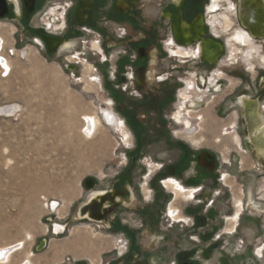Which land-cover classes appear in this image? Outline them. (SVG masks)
<instances>
[{"label":"rangeland","instance_id":"rangeland-1","mask_svg":"<svg viewBox=\"0 0 264 264\" xmlns=\"http://www.w3.org/2000/svg\"><path fill=\"white\" fill-rule=\"evenodd\" d=\"M145 1L146 7L131 24L121 22L120 48H103L105 57L95 51L97 37L85 36L84 40L88 43L84 42L81 48L80 40H73L75 46L65 53H48L43 44L39 40L36 42L31 34L27 35L21 26L9 20L0 21L4 46L0 48V54L7 57L8 64V68L0 64V104L17 103L22 106V111L16 117L0 118V247L20 242L22 245L6 264H24L26 261L29 264H55L67 262L68 258H89L94 262L98 259L99 263L103 261L107 264L118 249L125 252L128 234L124 226H133L141 232L138 242L143 248H150L159 242L160 237L155 229L149 226L141 228L142 218L133 207L148 204L144 198L148 199L150 195L144 188L151 192L154 190L150 182L163 177L161 175L173 165L179 152L170 149L163 137L152 139L147 136V142L139 148L140 155L133 160L135 138L125 121V112L134 107L143 122L158 123L152 112L146 110L159 106L163 100L156 96L151 101L153 106L149 105L151 107L142 103L145 93L155 95L162 86L174 94L172 103L163 112L165 134L171 138H183L190 146L201 151L217 152L224 160H228L232 154L233 167L221 163L220 167L222 173L232 176L227 179L235 182L239 168L236 166L237 157L233 155L236 152L244 155L243 149L248 150L240 145L246 128L241 121L243 114L238 107L239 100L250 96L254 100L260 99L264 105V62L261 57L264 55V38L253 39L249 44L237 42L235 34L240 27L249 28L237 22L239 0H217L221 6L217 12L205 17V23L208 25L207 37L225 46L220 62L210 66L192 54L186 58L171 57L167 46L174 39L173 25L161 18V12L168 8L170 0ZM212 2L195 0L194 7L198 6L202 12ZM226 16L231 18L228 26L225 25ZM124 28H127L128 35H124ZM131 39L135 40L136 47L128 43ZM198 46V42L190 46L180 42L174 48L197 51ZM142 48L150 50L149 55H155L154 66L147 65ZM233 49L237 52H232ZM68 65H75L76 69L67 70ZM149 71L153 74L152 84H142L145 81L143 75ZM99 78L103 81V87ZM136 80L142 84L140 88L135 84ZM204 80L206 86L202 85ZM188 82L194 85L191 90L194 93L190 95L195 103L188 100L184 104L181 92L186 90ZM114 89L120 91L118 96ZM104 108L112 109L120 117L126 132L116 127L121 133L118 134L103 121L91 138H85L82 135L84 116L99 118ZM180 110L184 119L178 116ZM208 114L213 115L216 135L202 138L199 135L209 124ZM187 118L193 124V130H188L190 122ZM191 160H186L176 178L186 187L201 188L208 181L200 184L192 181L194 168L190 165ZM243 162L248 163L245 164L248 175L238 179L237 187L240 189L241 184H245L249 195L256 190L262 201L253 206H262L264 210V162L260 163L257 158L255 164L248 161V157L243 158ZM150 173L153 175L147 185L146 177ZM160 179L162 182L165 180ZM228 180L225 182L229 183ZM90 181L94 184V190L113 188L122 192L131 187L137 200L127 191L125 196L121 194L122 205L108 214L109 221L119 216L121 228L108 229L109 222L81 219V209L90 200L92 189L87 186ZM183 199V203H179L181 199H178V204L172 200L168 206L178 207L185 219L183 222L170 220L167 232L169 248L171 242L179 238L188 252H192L196 245L200 246L196 253L200 254L202 264H220L217 251L210 250L208 254L202 251L208 248L209 242L195 243L190 239H197L199 232H208L209 226L201 215L198 216L204 222L193 226L194 219L189 216L187 208L202 211L195 205L196 199ZM52 203L58 204L56 210H51ZM94 205V212L101 211L100 205ZM221 207L224 209L223 204ZM248 212L259 213L251 208ZM262 219L264 221V214ZM56 223L64 226L60 234L53 231ZM247 227L254 228L245 223L237 229L238 233L227 236L231 264H264V259L253 255L261 244L251 243L249 249L244 251L240 248L239 242L243 236L253 234ZM42 238L47 239L48 246L44 251L36 252L35 246ZM120 238L124 241L122 247L116 243L122 240ZM84 243L89 249L81 255Z\"/></svg>","mask_w":264,"mask_h":264},{"label":"flooded vegetation","instance_id":"flooded-vegetation-1","mask_svg":"<svg viewBox=\"0 0 264 264\" xmlns=\"http://www.w3.org/2000/svg\"><path fill=\"white\" fill-rule=\"evenodd\" d=\"M216 2L217 0H213L212 5L207 6L204 11L200 12L198 6L194 7L195 0L169 1L168 8L161 12V18L173 25L172 31L174 39H172L171 43L167 46L171 51V57L186 58L189 54H192V56L199 57L200 60L210 66L220 62V59L225 53V46L217 40L207 37L208 25L205 23V17L210 13L217 12L218 7L221 6ZM189 3L192 5L189 6ZM215 3L217 4L216 7H214ZM239 3L240 14H238L239 17L237 18V22L240 21L244 26L249 27L245 29L241 26L239 29L243 34H247L249 37V42L246 44H249L253 39L264 38V0H239ZM0 4L2 5H0V21L9 20L18 27L21 26L27 35L31 34L34 36L36 42L39 40L48 53H57L59 51L60 53H65L68 49L75 46L73 40H80L79 48H81L84 42L88 43L87 40H84V37L89 36L98 38L94 45L95 51H97L99 56L102 53L104 57L105 54H103V48H120L121 22L131 24V22L136 19L137 14L142 11V8L146 7L145 0H0ZM253 12L255 13L254 15ZM230 22L231 18L226 16L225 25L228 26ZM123 31L124 35H128L127 28H124ZM180 42L183 45L189 46L194 42H198L199 46L197 51L188 49H182V51L175 50L174 46L178 45ZM128 43L131 46L136 47L134 39L129 40ZM2 44L3 39L2 43H0V48H4ZM202 48L203 50L204 48H213V57L215 60L210 61L205 58L203 53H201ZM141 50L142 53H145L146 55L145 58L147 65L154 66L155 55H149L148 53H151L150 50L144 48ZM261 57H263L264 62V55ZM70 66L72 67L71 70L76 69L75 65ZM143 77L145 81L142 84H152L153 74L151 71L147 74L145 73ZM99 82L102 83L100 84L103 87L102 79L99 78ZM190 83L191 82H188L186 90L181 92L184 104L187 103L188 100H193L191 95L194 91L191 90H193L194 87H188V84ZM135 84L138 88L142 85L139 84L137 80L135 81ZM202 85L206 86L205 80ZM216 85L217 82L215 86ZM198 86L199 85H197V87ZM198 89H200V86ZM167 90L165 86H162L155 95L151 92L145 93V101L142 103H147V106L142 105L144 107H148L149 105L153 106L151 101L155 99L156 96L163 100L161 104H158L159 106L155 105L152 109L146 110L147 112H152L158 123L152 121L146 123L143 122L140 119L138 110L134 107H130V110L125 112V121L133 131L135 138L134 143L136 148L133 151L134 153L132 152V155H134L132 157L133 160H136V156L138 157L140 155L139 148L147 142L145 141L147 136H150L152 139L163 137L165 143L170 149H176L179 152L173 165L168 167L166 172L161 175L163 177H158L155 180L152 179L150 182L151 185L154 186V190L151 192L148 188H144L150 195L148 199H146V197L144 198L148 204L143 206L135 205L133 207L142 218L143 224L141 225V228L149 226L151 229H155V232L159 234L158 236L160 237V240L156 245L154 244L150 248H143L138 242L141 232H138V229L133 226H124V230L128 234V241H126L125 244L127 245L125 247V252L120 251L116 247V250H118H115V257L107 264H202L199 259L200 254L196 253L200 247L199 245L194 247L192 251L193 254L183 248L179 238L171 242L172 246L170 248L168 246L167 232L170 227V220L173 222H183L185 220L184 215H180L178 207L170 205L168 208V206L172 200L174 202L176 200L177 202L178 199H181L179 203H183V201H185L183 199L184 197H188V201L196 199L195 205L202 211L201 213L192 207L187 208V212L190 214L189 216H192L194 219L193 226H196L200 221H203L202 217L204 220L208 221L205 223L209 226L208 232H199L197 239L190 237L195 243L209 242L210 245L208 248L202 250L204 253L208 254L210 250L217 251L218 262L220 264H231L232 255L228 252L230 242L227 236L238 233L237 229L242 224L248 223L253 225L256 233H254V228L248 229L247 227V229L253 234L251 236H243L239 242L240 248L244 251V249H249L251 243L253 244L256 242L261 244L256 252H253V255L264 259V221L262 219L264 210L262 206H253L254 203L262 201V197L256 192V190L251 191L249 195V189L245 184H241L240 189L237 187L239 184L238 179L241 176L248 175L245 166L247 162H243V158L248 157V161H252L255 164L257 158L260 160V163L264 162V152L259 151L256 147L259 142L264 141V105H262L260 99L254 100L250 96L241 97L239 100L238 107L243 114L241 121L245 123L246 128L245 135L243 136L240 145L242 148L246 146L248 150L243 149L244 155H241L238 152H236V155H233L237 157L236 166L239 168V173L237 174L238 178H235V182L231 183V179L228 180L227 177L229 176V178H232V176L229 174L227 176L222 173L220 165H230V167H233L234 163L232 154H230L228 160H224L217 155V152L212 150L201 151L199 148L192 145L190 146V144H188L183 138H178L177 136H172L171 138V136L165 134L166 121L163 116V112H165L164 108H167L174 99V94ZM113 91L116 96L120 94V91L116 89ZM186 93H190L191 95H186ZM149 98H151L150 101H148ZM183 102L181 103L182 108L184 105ZM106 109L113 111L110 108H104L102 109V112H105ZM251 110L252 118L249 119L248 111ZM104 116L103 120L105 119ZM178 116L180 119H184L181 110L178 112ZM256 116H258L260 120H257ZM187 120L190 122L188 130H193V124L188 118ZM116 121L120 122V124H118V129L126 132V129L121 123L122 120L120 117L117 116ZM125 121H123L124 125H126ZM111 122L112 123H109L108 120H105V123L111 126L115 122L113 117L111 118ZM172 135H175V133L172 132ZM253 136L258 138L257 143L254 141V138H252ZM250 148L252 151L249 150ZM239 156L241 157L240 160L238 159ZM186 160H191L190 165L194 168L193 176H191L192 181L196 182V184L208 181L207 184L201 188H191L186 187L176 178V176H179V172H181V168L184 167ZM163 167L164 166H161V168ZM152 175L153 173H150L146 177L147 185ZM160 178H165V180L162 182ZM225 180H228L229 183H226ZM91 184H93V182ZM207 186L209 187V190H206ZM219 186H221V188H218ZM165 189H169L170 191ZM127 191L131 192L134 200H137L131 187L122 192L119 189L113 188L99 190L92 189L89 197L91 201L87 200L81 209V219L87 221L92 219L93 221L97 220V222L101 221L102 223L109 222L107 225L108 229L116 227L121 228L119 216L116 215L109 221L108 214L113 212L115 208L120 207L119 205H122L120 204L122 203L121 194L124 193L125 196V194L128 193ZM173 196H175V198H173ZM131 200L133 201L132 198ZM94 203L100 205L99 207L101 208V211L94 212ZM222 204L224 205V209L221 207ZM249 208L257 212L259 211L260 214H250L248 212ZM198 215H201L202 217H199ZM228 226H230L229 229H227ZM94 235L95 233H93V236ZM120 239L122 240L117 241L116 243L117 246L122 247L120 242L124 243V241L123 238ZM42 240H44V238L38 240L35 246L36 252H42L47 248L48 244L46 239L43 249L38 251L42 246ZM83 245L85 246L84 248L82 247L81 255H84V252H87L89 249V246H87L86 243ZM72 246L73 244L71 243V247ZM71 250L73 249L71 248ZM68 259L69 261L67 262L61 261L55 264H104L103 261L99 263L98 259L95 260V262L89 258L79 260Z\"/></svg>","mask_w":264,"mask_h":264},{"label":"bare ground","instance_id":"bare-ground-1","mask_svg":"<svg viewBox=\"0 0 264 264\" xmlns=\"http://www.w3.org/2000/svg\"><path fill=\"white\" fill-rule=\"evenodd\" d=\"M216 3L214 4V7L217 6ZM254 14L255 13L253 12V15ZM213 21H215V20H213ZM2 39L3 38L0 37V43H2ZM235 40L237 42H239V43L246 44L247 42H249V37L247 36V34L246 35L243 34V32L241 30H238V32L235 34ZM201 51H202L201 53H203V55H204L205 58L209 59L210 61L215 60V58L213 57V52H214V49L213 48H204V50L202 48ZM232 52H237V50L236 49H233ZM0 64L3 65L5 68H8V66H7L8 65L7 64V60L1 54H0ZM191 86H194V85L191 84V83L188 84V87H191ZM187 94H190V93H186V95ZM187 98H191V97H187ZM192 101H194V100H192ZM194 103H195V101H194ZM197 103H199V102H197ZM20 108L22 109V107L19 104H16V103H10V104H6V105H0V118L1 117H5V118L15 117L18 114V112L21 111ZM18 109H20V111H18ZM15 112H17V113H15ZM103 116L105 118L104 120H103ZM212 116L213 115L208 114V117H209L208 122L212 126H209V124H207L205 126V130L203 131V133H201L199 135L202 138L204 136L207 137V138H210V137H214L216 135V129L213 128V124H212ZM101 117H102V119H101ZM101 117L98 118L97 116H94V115H85L84 116L85 123H84V128H83L84 131H82V133H83L82 135L85 138H91V136L94 135L95 130H97L96 127L98 126L99 123H101L103 121L105 122V120H108L109 123H112L111 122V118L112 117L115 119V122L110 127H112L115 131H118L119 132L118 134H121L120 131L117 130V128H116V127H118V124H120V122L119 121H116L117 115L113 111H111L109 109H106L105 112H101ZM248 117H249V119L252 118V110L251 111H248ZM84 118H83V120H84ZM256 119L257 120L258 119L260 120V118L258 116H256ZM254 131H252V132H254ZM252 138H254V141L257 143L258 138L256 136H253ZM256 147L258 148L259 151H263L264 152V141L259 142L258 145H256ZM56 205L58 206V204H54L52 208L50 206L51 210H56L55 209L57 207ZM63 231H64V226L56 223L55 224V232H56V234H60ZM21 246L22 245H21V242H20L17 245H13V246L12 245L11 246H8L7 245V246L0 247V264H6V263H8L10 257L15 252H17L18 250H20L21 249ZM24 264H29V261H26Z\"/></svg>","mask_w":264,"mask_h":264},{"label":"water","instance_id":"water-1","mask_svg":"<svg viewBox=\"0 0 264 264\" xmlns=\"http://www.w3.org/2000/svg\"><path fill=\"white\" fill-rule=\"evenodd\" d=\"M0 5H1V4H0ZM1 6H2V5H1ZM3 7H4V6H3ZM0 8H1V7H0ZM71 68H72V67H71L70 65H68V68H67V69H71ZM91 183H92L91 181L87 183V186L90 187V188L94 187V184H91ZM94 200H95V199H94ZM90 201H91V200H90ZM92 201H93V200H92ZM53 231H54V233H56V232H55V224H54V226H53ZM45 240H46V239L42 240V242H41V243H42V246H41V248L38 249V251H40V250L43 249V246L45 245V243H44Z\"/></svg>","mask_w":264,"mask_h":264},{"label":"crops","instance_id":"crops-1","mask_svg":"<svg viewBox=\"0 0 264 264\" xmlns=\"http://www.w3.org/2000/svg\"><path fill=\"white\" fill-rule=\"evenodd\" d=\"M1 52H2V50H1ZM4 56H5V55H4ZM5 58H7V57L5 56ZM6 104H10V103H4V104H0V105H6ZM16 104H17V103H16ZM20 106H21V105H20ZM21 107H22V106H21ZM20 109H21V108H20ZM20 109H18V111H20ZM18 111H17V112H18ZM21 111H22V109H21ZM21 111H20V112H21ZM17 112H15V113H17ZM18 113H19V112H18ZM17 115H18V114H17ZM17 115H16V116H17ZM16 116H15V117H16ZM1 118H4V117H1Z\"/></svg>","mask_w":264,"mask_h":264},{"label":"built area","instance_id":"built-area-1","mask_svg":"<svg viewBox=\"0 0 264 264\" xmlns=\"http://www.w3.org/2000/svg\"><path fill=\"white\" fill-rule=\"evenodd\" d=\"M54 203L51 204V208L53 207ZM121 241V240H120ZM120 244H123V242H120Z\"/></svg>","mask_w":264,"mask_h":264}]
</instances>
